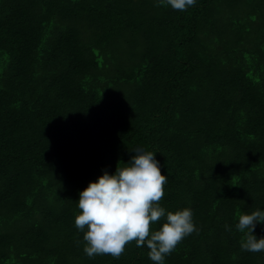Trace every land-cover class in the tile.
I'll use <instances>...</instances> for the list:
<instances>
[{
  "label": "trees",
  "instance_id": "trees-1",
  "mask_svg": "<svg viewBox=\"0 0 264 264\" xmlns=\"http://www.w3.org/2000/svg\"><path fill=\"white\" fill-rule=\"evenodd\" d=\"M136 147L193 212L164 264H264L234 227L264 210V0H0V264H153L135 241L89 258L74 226Z\"/></svg>",
  "mask_w": 264,
  "mask_h": 264
},
{
  "label": "clouds",
  "instance_id": "clouds-1",
  "mask_svg": "<svg viewBox=\"0 0 264 264\" xmlns=\"http://www.w3.org/2000/svg\"><path fill=\"white\" fill-rule=\"evenodd\" d=\"M173 10L185 11L196 0H159ZM129 160L109 173L102 170L78 193L74 226L83 231V252L89 258L111 255L119 258L125 245L135 241L137 247L148 249L153 264H164L176 245L196 231L190 207L166 210L159 201L164 196L168 176L151 150L136 147ZM158 228H152L157 222ZM257 224L264 225V210L241 213L235 229L242 236L240 249L264 252V236L255 234ZM229 231L230 226L225 225Z\"/></svg>",
  "mask_w": 264,
  "mask_h": 264
}]
</instances>
